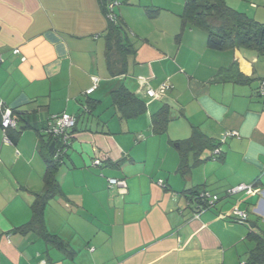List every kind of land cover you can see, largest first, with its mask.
Segmentation results:
<instances>
[{
    "label": "crops",
    "instance_id": "crops-1",
    "mask_svg": "<svg viewBox=\"0 0 264 264\" xmlns=\"http://www.w3.org/2000/svg\"><path fill=\"white\" fill-rule=\"evenodd\" d=\"M227 4L264 23V0ZM127 10L118 22L133 51L118 48L102 0H0V103L19 120L11 144L0 126V264H241L251 229L264 230V56L211 50L205 32L181 21L137 39ZM165 83L162 98L146 96ZM121 88L132 97L116 103ZM163 107L170 121L157 133ZM62 114L76 126L44 209L57 238L48 241L15 229L45 190V128ZM194 133L205 142L176 146ZM110 179L125 180L126 192ZM241 184L255 193L228 195ZM197 191L220 197L198 218ZM235 208L248 223L227 217Z\"/></svg>",
    "mask_w": 264,
    "mask_h": 264
},
{
    "label": "trees",
    "instance_id": "trees-1",
    "mask_svg": "<svg viewBox=\"0 0 264 264\" xmlns=\"http://www.w3.org/2000/svg\"><path fill=\"white\" fill-rule=\"evenodd\" d=\"M102 1L107 15L108 5L110 3H107V0ZM147 12L152 17L153 13H156V11ZM116 19V23L109 22V26L116 32L115 41H117L118 48L120 50L133 51V46L127 44L123 36L124 32L122 31V27L119 26L118 16H116ZM181 26L182 30L194 27L205 32L207 35V45L211 50L223 51L237 47L253 50L259 55L264 56V23H260L247 14L233 9L227 4V0H186L181 15ZM239 82L245 84L250 83L251 78L248 79L241 76L239 77ZM124 91L123 88L114 91L115 100H117L116 103L124 102V97H132L131 94L123 96L122 92ZM258 95H260L259 90ZM169 121L170 114L166 107H163L154 116V131L157 133L165 132ZM10 131L8 132V137L11 140L9 135ZM47 137L53 141L49 140L51 146L48 149V155L45 156L47 162V171L44 177L45 190L41 195H37L36 201L32 207L33 216L31 221L15 229V231L20 234L37 232L48 241H54L57 238L45 231L43 215L47 203L59 193L56 173L64 162L67 151L56 160L54 158L55 154L59 152V150H64L66 146L62 144L59 138ZM203 139L204 137L201 134L194 133L190 139L182 143H177L176 146H178L180 150L184 149L186 146L190 148L195 147L194 145L197 141L200 140V142H205ZM184 168H186V164L184 166L182 165V169ZM199 192L200 191L195 192L194 195L197 196ZM248 239L255 243V246L250 250L245 264H264V230L256 231V229H251L248 234Z\"/></svg>",
    "mask_w": 264,
    "mask_h": 264
},
{
    "label": "built area",
    "instance_id": "built-area-1",
    "mask_svg": "<svg viewBox=\"0 0 264 264\" xmlns=\"http://www.w3.org/2000/svg\"><path fill=\"white\" fill-rule=\"evenodd\" d=\"M116 6H119L118 1L112 2L108 5L107 19L111 23H116L117 20L114 12ZM14 53L19 54L20 50H15ZM2 62H3V58L2 55H0V63ZM140 81H142V84H146L143 79H140ZM169 89H170V85L165 83L157 90L148 87L145 88V94L150 99L153 100L159 99L162 98ZM93 91L94 89H91L88 93L91 94ZM259 92L260 95L264 97V80L261 82ZM18 121H19L18 117L14 114L13 109L10 107L3 108V104L0 103V126L5 134V141L9 144H11L12 141L8 137V132L10 130L12 131L17 129ZM75 126H76V118L68 114L54 116L48 121L47 127L45 128V134L52 138H59L62 141V144L66 146L64 150H59V152L55 154L54 158L56 160H58L70 147L72 131L74 130ZM237 135L238 133L235 131L228 132L226 133L223 142L225 141L226 138ZM220 154H221V150L219 148H216L213 154L214 158H219ZM96 164L99 165V162H96ZM109 185L111 187H118L124 193L126 192L127 189V184L125 180L110 179ZM242 192L251 195L255 193V189L253 185L241 184L239 186L230 189L228 191V195H235ZM192 199L194 200L197 208L195 217L198 218L199 214L214 207L220 200V197L217 195H213L208 191H200L197 196L193 195ZM227 217H233L240 224L248 223V215L245 212L238 210L237 208L233 209L232 212L228 214ZM241 264H245V263H241Z\"/></svg>",
    "mask_w": 264,
    "mask_h": 264
},
{
    "label": "rangeland",
    "instance_id": "rangeland-1",
    "mask_svg": "<svg viewBox=\"0 0 264 264\" xmlns=\"http://www.w3.org/2000/svg\"><path fill=\"white\" fill-rule=\"evenodd\" d=\"M186 0H118L120 7L116 6L115 15L118 16L120 8L128 9L126 19L135 31V38L144 37L146 34H161L163 31H170L174 23L181 21ZM246 4V3H245ZM245 4L241 6L245 7ZM159 14L157 17H150L144 10ZM121 22V21H120ZM131 33V32H130ZM133 34V33H132ZM206 36V35H205ZM249 242H252L249 240Z\"/></svg>",
    "mask_w": 264,
    "mask_h": 264
},
{
    "label": "water",
    "instance_id": "water-1",
    "mask_svg": "<svg viewBox=\"0 0 264 264\" xmlns=\"http://www.w3.org/2000/svg\"><path fill=\"white\" fill-rule=\"evenodd\" d=\"M252 227H254V224H251Z\"/></svg>",
    "mask_w": 264,
    "mask_h": 264
}]
</instances>
